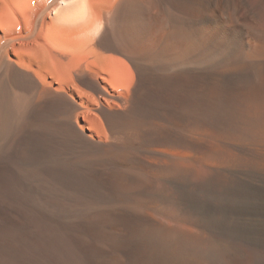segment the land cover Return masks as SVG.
<instances>
[{
	"label": "bare ground",
	"instance_id": "6f19581e",
	"mask_svg": "<svg viewBox=\"0 0 264 264\" xmlns=\"http://www.w3.org/2000/svg\"><path fill=\"white\" fill-rule=\"evenodd\" d=\"M5 142L0 241L38 221L80 264H264V0H0Z\"/></svg>",
	"mask_w": 264,
	"mask_h": 264
},
{
	"label": "rangeland",
	"instance_id": "374dc122",
	"mask_svg": "<svg viewBox=\"0 0 264 264\" xmlns=\"http://www.w3.org/2000/svg\"><path fill=\"white\" fill-rule=\"evenodd\" d=\"M188 10H189L188 8L187 9L185 8L181 15L182 19L185 17L183 19L184 28H183V36L181 38L182 41H180V44L181 45L183 44L182 45L183 47H187V44L189 42L188 41L189 32H190L189 18L191 17L190 15L191 11ZM200 10H199V14L202 15L201 16L202 21L205 20L203 21V26H205V24L207 25L206 22L207 8L202 6ZM195 26L198 27V20L196 21V19H195ZM193 33L195 36L193 39L194 43L199 44L202 41L204 42L203 39H200L198 37V35L200 36V34H198L199 33L198 31L195 30ZM3 139H1V141ZM8 147L9 144L5 142L0 149L1 165H4L3 162L4 163L8 162L9 160L8 155L14 153V150H12L8 154ZM0 201L2 202V199H0ZM23 216H26V214L23 213ZM24 218L25 219L28 218L27 219L28 221H30L29 219H31L28 216V214ZM30 228L32 230H30ZM30 228H28V230L30 231L27 230L26 232V230H23L21 231V233L17 230L16 233L15 229H12L11 227L3 228V231L5 230V232H3L4 234L3 240L0 241V264H80L78 259L76 258V255L72 251V248L69 247L70 245H68V243L61 236H59V234L51 227L43 223H39L38 221H34L31 222ZM23 232L24 234H22Z\"/></svg>",
	"mask_w": 264,
	"mask_h": 264
}]
</instances>
